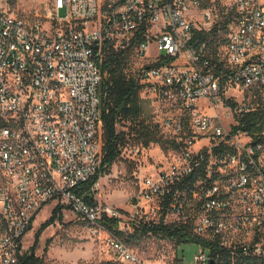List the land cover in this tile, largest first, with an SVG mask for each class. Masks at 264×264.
Wrapping results in <instances>:
<instances>
[{
	"label": "built area",
	"instance_id": "1",
	"mask_svg": "<svg viewBox=\"0 0 264 264\" xmlns=\"http://www.w3.org/2000/svg\"><path fill=\"white\" fill-rule=\"evenodd\" d=\"M216 25L227 33L220 73L199 37ZM109 48L136 51L141 95L179 142L165 165L137 176L131 209L98 201L100 178L81 188L103 162ZM258 94L264 0H0V264L19 262L48 204L70 207L123 264L164 263L145 260L105 216L126 235L145 224L189 227L204 240L193 241L198 264L264 261ZM175 259L185 264L178 251Z\"/></svg>",
	"mask_w": 264,
	"mask_h": 264
},
{
	"label": "trees",
	"instance_id": "2",
	"mask_svg": "<svg viewBox=\"0 0 264 264\" xmlns=\"http://www.w3.org/2000/svg\"><path fill=\"white\" fill-rule=\"evenodd\" d=\"M223 24H225L223 22ZM226 34L220 35L219 27L216 25L211 32L200 33L202 41L210 47L209 56L217 64V72L220 73L219 47L226 40ZM139 62L134 67L135 62ZM103 82L101 85V109L104 119L103 133V162L100 171L90 181L82 184V189L90 188L100 176L110 173L114 164L123 156V149L128 143V134H132L143 147L152 143L159 144L163 149L174 152L179 148L177 138L167 131L156 116L152 100L142 97L141 85L138 74L141 68L140 58L135 50L119 51L114 48L106 50L101 62ZM256 110L251 114L253 120L264 118V98L261 94L255 99ZM257 102V103H256ZM129 126L128 131L119 129V124ZM93 201L92 197H88ZM64 205H57L51 217L42 225L41 230L49 226L57 219L63 218ZM102 223L111 230L117 232L129 244L134 245L148 237L167 238L178 244L202 241L195 236L189 227L184 225H141L131 234H124L117 228V220L103 217ZM38 234V233H37ZM37 240L30 249L26 250L17 264H46L44 257L37 254ZM214 253L216 247L212 245ZM173 262H180L175 259ZM106 264H123L108 260ZM246 264H264V261L252 259Z\"/></svg>",
	"mask_w": 264,
	"mask_h": 264
},
{
	"label": "rangeland",
	"instance_id": "3",
	"mask_svg": "<svg viewBox=\"0 0 264 264\" xmlns=\"http://www.w3.org/2000/svg\"><path fill=\"white\" fill-rule=\"evenodd\" d=\"M138 64V61L135 62L134 67ZM119 129L128 131L129 126L121 123ZM128 136L123 156L114 164L110 173L100 177L101 188L97 192L98 201L113 203L125 209H131L139 191L137 176L141 172L154 171L155 166L165 165L172 151L163 149L157 143L143 147L132 134ZM56 206L48 204L39 212L23 238V250L30 249L37 240L36 252L44 257L46 264H106L110 260L106 244L70 207H64L62 219H57L41 230ZM132 246L145 260L164 264H177L172 260L176 251L185 264H198L195 255L202 250L195 242L182 245L160 237H148Z\"/></svg>",
	"mask_w": 264,
	"mask_h": 264
},
{
	"label": "water",
	"instance_id": "4",
	"mask_svg": "<svg viewBox=\"0 0 264 264\" xmlns=\"http://www.w3.org/2000/svg\"><path fill=\"white\" fill-rule=\"evenodd\" d=\"M209 264H216V261L214 259H211Z\"/></svg>",
	"mask_w": 264,
	"mask_h": 264
}]
</instances>
